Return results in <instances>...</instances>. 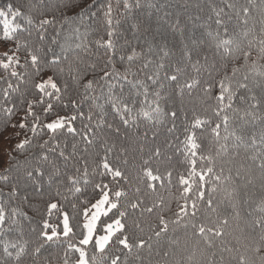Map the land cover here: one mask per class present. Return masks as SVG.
Segmentation results:
<instances>
[{
    "label": "trees",
    "instance_id": "1",
    "mask_svg": "<svg viewBox=\"0 0 264 264\" xmlns=\"http://www.w3.org/2000/svg\"><path fill=\"white\" fill-rule=\"evenodd\" d=\"M4 2L0 0V7ZM89 3L82 0L70 14ZM170 10L172 19L180 14L184 38L181 42L164 26L173 52L165 61L166 71L171 74L175 69L177 80L161 78L160 113L137 117L134 123L130 120L128 127L110 117L113 130L98 131L86 150L79 136L67 138L68 152L72 143L79 147L67 167L57 160L59 180L30 193L27 203L19 197L11 202L28 215L18 238L27 242V252L18 264H81L82 258L85 264H264V0H171ZM125 38L132 40L131 32L117 39V57L126 51L119 47ZM91 48L95 55L84 57L87 62L97 56L108 58L94 44ZM15 55L20 65H28L16 67L18 73H25L20 91L13 94L19 107L25 92L28 100L38 98L35 84L41 77L35 75L28 51L21 48ZM77 56L83 53L73 52L67 60L44 69V75L53 76L58 84L68 83L66 95L72 99L80 98L70 78V65L77 67L73 63ZM60 68L63 75L57 78L54 73ZM6 75L0 69V78ZM3 87L6 83H0ZM26 108L23 105L10 118L0 112V190L4 193L15 176L7 171L17 155L15 145L25 135L31 136L12 127ZM82 110L87 114L88 105ZM35 111L42 114L39 107ZM58 114L70 115L71 109ZM82 123L87 121H76L78 129ZM85 170L88 183L79 185V193L70 191L74 186L67 176L83 181ZM104 195L110 210L101 218L96 235L102 236L109 224L116 223L120 229L103 251H97L94 241L79 242L85 234L84 209L89 214ZM2 199L8 201L7 195ZM51 202L59 207L49 216ZM65 211L72 232L34 256L33 250L45 243L40 238L44 220L62 233Z\"/></svg>",
    "mask_w": 264,
    "mask_h": 264
},
{
    "label": "snow or ice",
    "instance_id": "2",
    "mask_svg": "<svg viewBox=\"0 0 264 264\" xmlns=\"http://www.w3.org/2000/svg\"><path fill=\"white\" fill-rule=\"evenodd\" d=\"M81 2L82 0H15L14 3L12 0H5L0 7V49H3L0 52V69L7 74L0 78V83H6V87L0 88V98L3 101L0 103V112L10 118L26 104L24 114L12 127L18 128L21 133H31L30 137L25 135L15 145L17 155L12 157L13 164L7 170L15 173L10 190L7 193L0 190V253H3L0 255V264L9 259L13 264H18L27 252V242L18 238L23 236L22 221L28 215L19 204L11 202L19 197L27 203L30 193L40 192L45 184L50 186L59 180L60 165L57 160L63 161L67 167L69 163H73L72 158L77 155L79 147L78 143H72V150L68 152L67 138L79 136L84 141L86 150L98 131L105 128L113 130L110 117L118 118L120 123L128 127L130 120L134 123L137 117L147 119L154 114L158 115L163 91L161 78L169 82L177 80L175 69L171 74L166 71L168 65L165 61L173 52L167 39L169 33L164 26L167 25L173 33L179 35L181 42L184 30L180 26L179 13L172 19L171 0H91L79 12L70 14L71 9L78 7ZM121 5L123 11H120ZM141 9L143 11H139ZM134 10L139 14H135ZM128 32H131L132 40L124 39L119 47L126 51L117 57V39ZM90 36L97 38L89 40ZM93 44L97 51H104L108 57L106 60L99 56L91 63L85 60L84 57L90 59L95 55L91 48ZM21 48L28 51L35 75L41 77V82L35 84L38 98L28 100L25 92L18 107L13 94L20 91V84L25 82V73H18L16 67L28 66L27 63L20 65L19 57L15 55ZM73 52L83 53V56H77L73 62L77 67L72 69L70 65V78L75 88L80 90L79 99L66 95L69 90L66 81L58 84L53 76L44 75L46 66L60 64ZM185 55L190 58L187 50ZM117 63L120 68H117ZM79 65H84L83 69ZM63 71L60 68L54 76L60 78ZM187 86L191 87V84ZM85 104L88 105L87 114L82 110ZM37 107L42 109V114L35 111ZM68 109H71L70 115L58 114L59 111ZM170 115L174 117L175 112ZM49 117L51 119L45 123V119ZM78 119L87 121L81 124L80 129L76 126ZM114 130L119 132L118 128ZM18 156H23L24 159L20 160ZM104 167L107 168L108 165L105 164ZM75 171L79 172V169ZM83 175V181L78 176H67L69 185L74 186L70 191H82L79 185L88 183L86 170ZM3 179L8 181L9 177L5 175ZM4 195H7L8 201L2 199ZM99 203L97 201L92 207H97ZM58 207L56 202L49 203L48 215ZM88 211L87 208L84 209L85 217L88 216ZM107 211L106 208L105 213L100 216ZM62 217V233L48 219L44 220L40 238L45 243L33 250L34 256H38L48 243L58 241L61 236L67 237L72 232L68 212H63ZM83 228L87 230L88 225H83ZM92 236H96L95 228ZM89 242L84 239L79 243L87 245ZM68 247L71 249L73 245Z\"/></svg>",
    "mask_w": 264,
    "mask_h": 264
},
{
    "label": "rangeland",
    "instance_id": "3",
    "mask_svg": "<svg viewBox=\"0 0 264 264\" xmlns=\"http://www.w3.org/2000/svg\"><path fill=\"white\" fill-rule=\"evenodd\" d=\"M2 51L3 49H0V52ZM98 201H100L99 205L95 208L92 207V211L88 214V216L84 220V225L87 224L88 228L87 230L84 229L85 234H84L83 240L88 239L90 242L94 241L96 250L103 251L106 248L107 244L110 242L111 238L114 236V234L117 231H119L120 226H118L116 223L109 224L110 226L105 227V230L102 233V236H99V237H97V235L95 237L92 236L93 228H95V232H96V229L98 225L100 224L101 218L105 216L110 210V208L107 206V203H106L107 201L106 195L102 196ZM106 208L108 209L107 213L103 216H100L101 213H105ZM98 217H99V223L97 224ZM105 225H108V224H105ZM81 264H85V261L83 258L81 260Z\"/></svg>",
    "mask_w": 264,
    "mask_h": 264
}]
</instances>
